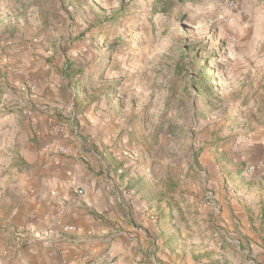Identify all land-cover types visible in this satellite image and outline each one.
I'll list each match as a JSON object with an SVG mask.
<instances>
[{
    "label": "rangeland",
    "instance_id": "374dc122",
    "mask_svg": "<svg viewBox=\"0 0 264 264\" xmlns=\"http://www.w3.org/2000/svg\"><path fill=\"white\" fill-rule=\"evenodd\" d=\"M39 117L55 123L48 144L67 131L98 155L103 126L108 158L126 145L166 177L220 166L264 180V0H0V233ZM4 246L0 264H16Z\"/></svg>",
    "mask_w": 264,
    "mask_h": 264
},
{
    "label": "crops",
    "instance_id": "0c3cea01",
    "mask_svg": "<svg viewBox=\"0 0 264 264\" xmlns=\"http://www.w3.org/2000/svg\"><path fill=\"white\" fill-rule=\"evenodd\" d=\"M39 118L36 129L44 125L47 133L30 131L37 141L20 153L27 167L8 230L0 233V251L9 239L16 264H211L224 251L227 264L264 263L260 173L249 179L194 166L187 178L166 177L135 165L126 145L108 158L102 150L111 135L101 125L88 139L98 155L84 153L80 137L69 146L67 131L48 144L59 137L55 123Z\"/></svg>",
    "mask_w": 264,
    "mask_h": 264
},
{
    "label": "trees",
    "instance_id": "16d2710c",
    "mask_svg": "<svg viewBox=\"0 0 264 264\" xmlns=\"http://www.w3.org/2000/svg\"><path fill=\"white\" fill-rule=\"evenodd\" d=\"M116 21V20H115ZM69 67V69H72L73 70V67L70 65V66H68ZM80 94H83V95H87V90H86V88L82 85L81 87H76V93H75V97H76V100L78 101L79 100V98H78V96L80 95ZM17 113H12V115L14 116V115H16Z\"/></svg>",
    "mask_w": 264,
    "mask_h": 264
},
{
    "label": "built area",
    "instance_id": "2783aa9c",
    "mask_svg": "<svg viewBox=\"0 0 264 264\" xmlns=\"http://www.w3.org/2000/svg\"><path fill=\"white\" fill-rule=\"evenodd\" d=\"M26 113V112H25ZM62 136L63 137H67L66 136V133L63 131L62 132ZM60 149H63V147L62 148H60ZM254 173V169L253 168H250L248 171H246V173H244L245 175H252ZM46 235H45V233H39V235L37 234L36 235V238H38V239H40V238H44Z\"/></svg>",
    "mask_w": 264,
    "mask_h": 264
}]
</instances>
